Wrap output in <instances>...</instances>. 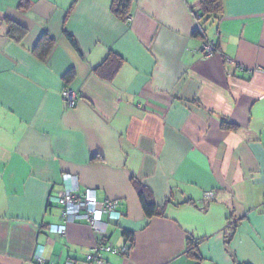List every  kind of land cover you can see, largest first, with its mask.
<instances>
[{
    "label": "crops",
    "instance_id": "obj_1",
    "mask_svg": "<svg viewBox=\"0 0 264 264\" xmlns=\"http://www.w3.org/2000/svg\"><path fill=\"white\" fill-rule=\"evenodd\" d=\"M192 7L131 0L124 20L115 0H0V264H33L38 244L87 264L102 235L49 201L75 184L120 201L104 241L128 252L109 264H264V0H222L204 37Z\"/></svg>",
    "mask_w": 264,
    "mask_h": 264
},
{
    "label": "built area",
    "instance_id": "obj_2",
    "mask_svg": "<svg viewBox=\"0 0 264 264\" xmlns=\"http://www.w3.org/2000/svg\"><path fill=\"white\" fill-rule=\"evenodd\" d=\"M203 53L207 56L217 52V45L209 39L203 40ZM62 96L70 107L75 105L78 93L71 88H64ZM73 180V176L65 174V178ZM75 180V178H74ZM215 197V191H206L203 197L205 202H208ZM50 203L59 204L63 207V219L67 223L72 220L85 219L91 228L101 234L102 240L96 242L90 254L86 256L87 264H109L105 259V253L125 254L128 252L127 247H116L111 243L104 241L107 235L108 219L120 220L122 212L120 211V201L111 197L99 199L95 188H87L84 191H79L77 185L67 186L62 192L56 195H51ZM59 232L65 233V225L57 226ZM45 245L38 244L34 254L33 264H58L56 261H48L44 255ZM66 264H73L67 261Z\"/></svg>",
    "mask_w": 264,
    "mask_h": 264
},
{
    "label": "trees",
    "instance_id": "obj_3",
    "mask_svg": "<svg viewBox=\"0 0 264 264\" xmlns=\"http://www.w3.org/2000/svg\"><path fill=\"white\" fill-rule=\"evenodd\" d=\"M116 1V9L115 12L118 17L122 19H127L129 15V9L131 5V0H115ZM199 9H195L192 7V11L194 13V16L196 18L198 27L195 30V34L198 36H205L203 24L201 23L206 16H212L214 14H218L222 10V0H199ZM26 30L24 27H21L20 25L11 24L10 28V34L12 37L16 39H21L23 34H25ZM69 37L72 41V43L77 47V41L76 39L69 34ZM54 44V39L46 32H44L42 39L38 43L36 49L40 51L41 56L48 55L49 51L51 50L52 46ZM224 126L226 128H232L233 124L229 122H224ZM137 186V192L140 199V202L142 204V208L144 210V213L148 217H154L157 215L162 214V210L159 208V206L156 204L152 193L149 191L148 188L136 184ZM124 234L130 237L131 235L129 232L124 231ZM194 244V245H193ZM195 245H197V241L195 239H190L189 246L194 249Z\"/></svg>",
    "mask_w": 264,
    "mask_h": 264
}]
</instances>
